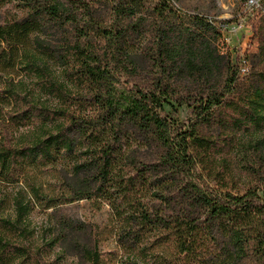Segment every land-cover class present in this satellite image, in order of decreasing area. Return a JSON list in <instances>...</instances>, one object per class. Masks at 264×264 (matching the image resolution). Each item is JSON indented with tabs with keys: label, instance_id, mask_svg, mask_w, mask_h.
I'll use <instances>...</instances> for the list:
<instances>
[{
	"label": "trees",
	"instance_id": "obj_1",
	"mask_svg": "<svg viewBox=\"0 0 264 264\" xmlns=\"http://www.w3.org/2000/svg\"><path fill=\"white\" fill-rule=\"evenodd\" d=\"M0 264H48L46 246L109 264L61 231L34 244L29 213L108 204L117 264H264V3L243 65L223 51L229 22L173 0H0ZM245 69V71H244ZM188 106L177 125L166 105ZM60 170L66 192L32 174ZM30 178L33 179L30 183Z\"/></svg>",
	"mask_w": 264,
	"mask_h": 264
},
{
	"label": "rangeland",
	"instance_id": "obj_2",
	"mask_svg": "<svg viewBox=\"0 0 264 264\" xmlns=\"http://www.w3.org/2000/svg\"><path fill=\"white\" fill-rule=\"evenodd\" d=\"M88 2L104 14H109V0H82ZM264 0H257L255 5L250 4V0H173L174 7L178 10L191 14L198 13L208 18H216L229 22L223 31V51L229 50L232 53L235 63L243 65L245 51L251 46L253 39L252 20L257 9L263 6ZM16 13L13 4H8L0 9V19L5 21ZM245 71V69H244ZM165 115L177 125L187 123L193 118L192 109L188 106L178 107L175 104L166 105ZM60 170H43L32 174L35 176L37 185L41 186V191L50 197L59 196L63 192L64 184L60 181ZM33 179L30 178V183ZM32 185L19 183L16 187L0 186V199L5 200L7 208L6 215H13L11 201L15 194L21 193L27 200H34L31 197ZM29 226L35 233L34 244L41 248L45 242L62 230V221L68 220L75 224H80L86 230L77 232L76 237L85 246L94 247L95 236L99 233V252L109 264H117L114 252L116 243L114 242V217L110 206L96 200L76 201L73 204H62L57 208L46 209L40 204L33 207L29 213ZM45 248V261L48 264H88L80 257L65 254L62 246L53 249Z\"/></svg>",
	"mask_w": 264,
	"mask_h": 264
},
{
	"label": "built area",
	"instance_id": "obj_3",
	"mask_svg": "<svg viewBox=\"0 0 264 264\" xmlns=\"http://www.w3.org/2000/svg\"><path fill=\"white\" fill-rule=\"evenodd\" d=\"M257 0H250V4L255 5Z\"/></svg>",
	"mask_w": 264,
	"mask_h": 264
}]
</instances>
